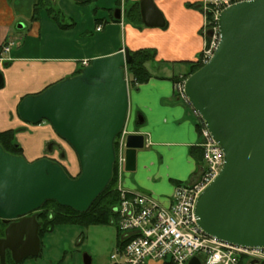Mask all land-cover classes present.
<instances>
[{
    "label": "water",
    "instance_id": "water-1",
    "mask_svg": "<svg viewBox=\"0 0 264 264\" xmlns=\"http://www.w3.org/2000/svg\"><path fill=\"white\" fill-rule=\"evenodd\" d=\"M139 10L146 27L165 25L153 0H140ZM119 18L116 9L114 19ZM217 26L219 40L211 57L183 85L189 106L223 152L220 171L197 197L196 225L207 236L228 244L264 247V0L223 8ZM211 34V29L205 31L206 36ZM130 62L127 48L94 57L78 74L18 103L22 121H46L71 146L79 174L71 178L49 158L29 162L0 145V220L6 223L20 217L0 238V264H5V249L11 250L16 263L39 255L38 225L33 215L27 217L29 213L46 201L85 212L110 182L115 138L127 120L129 88L124 67ZM137 116L136 124H141L142 117ZM144 142L141 133L126 135L125 171L135 170L136 152ZM19 244L20 251L16 250ZM90 262V256L83 254V264ZM187 264L201 261L193 256Z\"/></svg>",
    "mask_w": 264,
    "mask_h": 264
},
{
    "label": "crops",
    "instance_id": "crops-1",
    "mask_svg": "<svg viewBox=\"0 0 264 264\" xmlns=\"http://www.w3.org/2000/svg\"><path fill=\"white\" fill-rule=\"evenodd\" d=\"M207 1L209 0H153L163 16L165 25L146 27L143 23L138 25L127 20L125 11L135 7V4L140 15V0H128V6L124 4L122 8L119 5L118 21L114 22L111 20L113 16L110 17L111 25L120 26L123 31L124 37L119 46L99 47L93 52L88 51L86 55L74 59L64 57L63 60L62 57L46 59L37 54L18 55L20 51H26L25 44L19 47V39L11 37L8 27L13 18L6 1L0 0V47L6 40L13 39L17 40L15 46L19 48L14 52L12 47L8 53L0 54V89L6 90L7 86L2 68L4 61L11 62L12 69L21 68L23 71L15 73L17 77L11 82V89L6 91L9 99L0 96V131L16 129L20 132L36 128L19 118L18 103L26 95L37 94L61 79L74 76L82 68L80 61L110 55L120 48H127L129 51H153L154 62L146 63L151 78L140 84L137 90L129 91L127 129L144 135V147L136 152L135 170L124 171L120 182L126 191L149 194L160 205L170 206L175 186L195 181L200 166L190 151L191 148L196 149L200 142L196 117L190 107L178 99L174 80L187 72V62L195 61L207 42L203 33L206 20L203 9ZM6 13L10 15L9 18ZM97 23L100 29L97 30L96 26L95 30L100 31L102 21L98 19ZM1 92L0 90V94ZM138 114L143 120L141 124L135 122ZM167 262L148 260L145 264Z\"/></svg>",
    "mask_w": 264,
    "mask_h": 264
},
{
    "label": "rangeland",
    "instance_id": "rangeland-1",
    "mask_svg": "<svg viewBox=\"0 0 264 264\" xmlns=\"http://www.w3.org/2000/svg\"><path fill=\"white\" fill-rule=\"evenodd\" d=\"M12 15V23L8 27L11 37L18 38V45L25 44L26 51L18 55H42L43 58H69L86 55L88 51H95L99 47L119 46L123 40V31L120 26L113 27L110 17H114L116 9L129 5L128 0H88L75 2L72 0H5ZM120 4H119V3ZM120 5V7H119ZM52 8L54 15L61 24H72L67 30L59 26L47 14V8ZM7 18L10 17L7 13ZM56 17V18H57ZM102 21L101 30L95 28ZM108 38V39H107ZM105 39V40H104ZM105 42V43H104ZM15 44L11 47L17 51ZM29 47H32L29 49ZM199 56V60H200ZM2 63L6 79V90H2L1 97L8 98V89L11 82L23 71L11 68ZM200 63L201 60H200ZM30 74V72H28ZM124 76L131 87V76L124 67ZM19 78V77H18ZM32 95V94H29ZM176 95H178L176 93ZM27 96V95H26ZM182 100V99H181ZM128 116L124 130L128 132ZM138 120L136 115L135 122ZM28 131L14 130V139L22 146V156L29 162L42 157L58 160L63 164L70 176L79 174L77 156L71 146L58 137L46 121L40 124H31ZM120 136V135H119ZM116 138L115 149L118 152L120 137ZM49 148L52 150L50 151ZM61 153L64 157L61 156ZM116 167V186L119 181V169ZM83 254L91 258L90 264H112L111 255L116 254V232L114 225H89L84 228L61 226L43 239L41 252L38 257L27 259L23 264H83Z\"/></svg>",
    "mask_w": 264,
    "mask_h": 264
},
{
    "label": "built area",
    "instance_id": "built-area-1",
    "mask_svg": "<svg viewBox=\"0 0 264 264\" xmlns=\"http://www.w3.org/2000/svg\"><path fill=\"white\" fill-rule=\"evenodd\" d=\"M249 0H209L204 4L205 28L211 29L200 60L204 64L211 57L219 40L217 18L221 9L231 4ZM100 27H97L99 30ZM14 41L8 40L2 52L8 53ZM86 66L89 61H80ZM184 78L174 83L178 97L186 102L183 90ZM199 121L200 142L197 147L202 152V163L197 178L189 184L175 186L172 203L168 207L160 205L154 197L136 191H126L121 186L124 171L125 137L120 133V145L115 163L119 169L116 189L120 195L119 204L113 208L116 226L120 233L122 247L116 246L112 264H145L148 260H167V264H187L196 256L202 264H264V247H242L219 241L204 234L196 225L195 203L203 189L216 177L223 164V152L210 136L202 120Z\"/></svg>",
    "mask_w": 264,
    "mask_h": 264
},
{
    "label": "trees",
    "instance_id": "trees-1",
    "mask_svg": "<svg viewBox=\"0 0 264 264\" xmlns=\"http://www.w3.org/2000/svg\"><path fill=\"white\" fill-rule=\"evenodd\" d=\"M88 1V0H86ZM84 1V2H86ZM82 3V2H80ZM119 3V2H118ZM135 7L137 4L134 5ZM135 7H130L125 11L127 16V20L134 22V24L143 25L141 22V18L139 15V11ZM201 6L199 5V8ZM47 14L52 17V20L59 26V28L66 30L70 28L72 24H61L58 21V17L54 15L52 8H47ZM57 17V18H56ZM114 22L118 21V19L111 18ZM98 22V19H97ZM0 47V54H1ZM131 56V62L127 65V72L131 76V87L134 90H137L140 84L146 83L149 78H151V73L146 67L147 62H154V52L145 49H138L135 51H129ZM189 68L187 72L184 74L185 77L195 72L202 66L199 58L195 61H188ZM9 64V63H7ZM78 70L76 74L79 73ZM175 81V80H174ZM45 89V88H44ZM199 121L196 122V128L199 131ZM14 130H3L0 131V145L4 151L13 155H21L22 156V148L16 143L14 139ZM191 154L195 156L196 160L199 164L202 162V152L199 147L196 149L191 148ZM61 156L63 154L61 153ZM58 162L65 172L68 174L65 166L61 164L60 161L54 160ZM69 175V174H68ZM70 176V175H69ZM74 178L73 176H70ZM120 195L116 189V167L113 166L112 177L106 188L103 190L101 194L93 201L91 206L85 212H76L73 209L68 207L60 206L55 201H46L41 207V213L39 215L40 219L44 223V228L47 233L53 232L55 228L61 226H71V227H80L84 228L89 225H114L116 232V246L122 247V242L120 240V233L116 226V213L113 212V208L119 204Z\"/></svg>",
    "mask_w": 264,
    "mask_h": 264
},
{
    "label": "flooded vegetation",
    "instance_id": "flooded-vegetation-1",
    "mask_svg": "<svg viewBox=\"0 0 264 264\" xmlns=\"http://www.w3.org/2000/svg\"><path fill=\"white\" fill-rule=\"evenodd\" d=\"M48 158V157H47ZM51 159V158H49ZM52 160V159H51ZM41 213V210L40 208L34 212H31L27 215V217H30V216H34L35 217V221L38 225L37 227V237H38V241H39V255H40V252H41V246H42V243H43V239L46 235L50 234L51 232L47 233L45 228H44V223L43 221L40 219L39 215ZM20 220V217L19 218H16V219H12V220H9L8 222H2L0 220V238H3L4 237V231L5 229L8 227V226H12L14 224H16L18 221ZM27 235H30V231L29 232H25L23 234V240L26 239ZM22 245H18L16 247V250L20 251L22 250ZM39 255L37 256H27V257H24L20 262L16 263L13 256H12V252L10 249H5V252H4V260H5V264H23L25 261H27V259H30L32 257H38Z\"/></svg>",
    "mask_w": 264,
    "mask_h": 264
}]
</instances>
